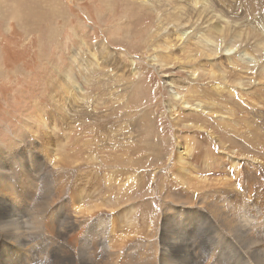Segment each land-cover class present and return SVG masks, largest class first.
Here are the masks:
<instances>
[{"label": "rangeland", "instance_id": "1", "mask_svg": "<svg viewBox=\"0 0 264 264\" xmlns=\"http://www.w3.org/2000/svg\"><path fill=\"white\" fill-rule=\"evenodd\" d=\"M163 1L165 0H0V149L2 154L4 153L1 167L12 169L14 167L18 173H21L19 174L20 183L16 188H19V191L27 190V182L36 185L35 195L31 196V198L34 197L32 204L28 203V205H32L30 213L34 216L33 221L36 226L32 232L38 231L41 228L40 225L45 223L43 219L51 218L60 207L64 206L70 210L72 205H70L71 198L69 197L71 196L67 193L60 201L47 207L44 211L42 210V213L35 212V207L43 196V187L46 182L48 183V180L43 174L38 177L34 174L36 172H33L32 175H35L36 181L34 177L30 176V172L27 174L24 170L28 162L31 163L33 159V151L37 150L35 141L37 139L42 141L41 138L24 133V125L32 115L42 113L39 110H45L43 113L47 116H51L54 112L58 114L59 112L55 109L58 103L61 104V100H59V95L53 96L56 94L53 93V89L57 92L55 87L61 83L62 76L67 69L71 68L70 71L75 73L80 67L81 64L71 61L75 52L78 51V58L83 60L89 58L88 60L95 61L94 58L92 59L95 54L93 48L97 44L101 46L100 44L106 43L105 45L118 58V63H114L113 67L116 65L117 68L118 66L120 77L117 78L119 81L112 80L109 84L110 90L112 89L111 98L109 95L101 96L103 95L101 87L87 90L89 93L87 98L94 99L89 107L91 109L96 102L102 104H106L108 101L112 102V108H104L98 115H101V119L103 116H107L109 124L104 121L102 126L108 124L114 134L120 129V141L115 139V141L109 142L113 150L117 149V154L121 156L126 153L128 155V159L124 160L125 164L122 166L121 163L117 168L120 171L118 176L120 182L129 181V177L132 175L137 182L136 186L129 187V191L122 190L120 198L112 197V202L118 209L112 212H108L106 209L102 210L106 211L103 213L107 220L110 219V216L115 218L117 213H120L121 216L133 206L136 210L135 220L137 224L139 223L138 229L150 228L154 224L159 233L164 203L162 194L171 186L168 183V178L173 177L174 182L179 183L178 188L174 186L176 194H182L184 198L189 197L190 200L196 201L197 196L202 199L209 191V198L210 200L212 198L213 201H216L217 198L231 196L233 202L237 201L238 205L235 207V211L240 212L237 217L248 230L249 239L264 248V145L255 147L248 140L249 137L257 138L259 133L264 142V0ZM172 2L176 4L175 7ZM15 11H17L16 17H13V14L8 16L11 14L10 12L14 13ZM22 12L24 18L29 13L34 18L29 19L26 24L25 22L20 23ZM161 28H165L166 32L163 33ZM173 31H178L179 34L186 32L185 41H178ZM200 38H203L213 48L215 52L213 59L224 63L228 68L226 78L231 83L227 80L221 81L217 75L214 77L208 75L207 69L203 67L198 70L200 78L198 80L191 79L188 66L194 65L196 62L188 65L179 49L181 45L182 47L184 44L190 45L189 48L193 50V53H196V44L203 41ZM168 43L170 45H167ZM101 65L98 74L93 75L96 79L92 77V82H99V79H102L101 75L111 68V65L103 61ZM210 66H214V63H211ZM230 72L234 75L232 76ZM237 72L240 73V76H236ZM241 74H244L245 77L242 78ZM239 79L245 84L239 86ZM169 80L178 82L182 87L172 89L167 84ZM190 85L199 88L201 93L198 94V98L193 99V95L184 90L186 86L190 87ZM219 85L221 90L226 87L230 88L229 86L232 90L234 88L235 96L228 91H221L217 94L215 90ZM173 90L180 95L177 99L173 98ZM215 95L220 97L216 98ZM183 96L189 98L191 105L197 102L196 104L202 103L204 106L214 100L219 105L222 104L220 108L223 107L225 110L223 111L222 108L217 114L206 109L197 112L191 110V108H195L194 106L182 104L180 99ZM99 99L100 101H98ZM226 106H230L228 110ZM172 107L180 113L177 124L174 120L175 116L169 112ZM229 113L233 114L232 118L234 122H237L235 124L232 122L231 127L223 124L225 122L223 117ZM72 114L75 115V111H72ZM208 114L210 115L208 116ZM221 114L222 116H220ZM91 124L87 128L85 127L84 131L78 129V132L87 131L85 136H93V132L90 131L96 129L97 122H91ZM200 126L206 127L207 130H199ZM54 132L56 131L54 130ZM74 133L72 132V135ZM37 134L40 135V133ZM242 134L246 136L244 137ZM17 135L22 136V141H14L13 148L5 149L2 146V144L13 143L14 136ZM58 137L64 139L62 131H58ZM178 140L182 146L185 145L186 140L195 143L196 151L194 150L195 152L193 151L191 154L194 158H189L192 166L202 169V161L198 155L211 152L209 154L212 158L209 163L214 161V154L218 155L221 157L218 158L220 169L210 173H193L195 177L188 173L186 174L187 184L178 182L176 174L172 172L173 161L175 162L173 158L178 150ZM63 142V145H66L65 148L70 149L71 144L66 140ZM220 143L226 146L224 145V147ZM121 144L122 147H120ZM218 144H220V148ZM114 145L119 146H115V149ZM250 145L253 149L250 148ZM256 145L258 146V144ZM74 146L72 145L71 149L75 150L76 146ZM243 147L251 152L241 154ZM46 148L49 149L47 145ZM229 149L233 151L231 153L237 162L234 168L228 161V156L232 155L228 153ZM81 153L88 159L89 152ZM250 156L252 158H249ZM140 159L145 164L136 166L135 163L138 162L136 160ZM89 161H84L85 168L82 167V171L77 172L75 181H72L75 188L70 189L71 194L74 193L72 191L83 189L93 193L92 189L96 191L98 187L95 177L102 178L103 174L113 171L112 168L105 167L104 169H108V172H103L105 170H101L96 164L87 165L92 162ZM38 168L40 171L43 169V165H38L35 170ZM205 173L208 174L204 175ZM197 176L207 178V188L202 185V179ZM227 177L230 185L213 184L218 181V183L221 181L224 183ZM230 178L233 179L232 182ZM209 180L211 184H208ZM48 184L50 185V183ZM212 184L215 188L210 186ZM0 185H4L3 182H0ZM218 186L219 188H216ZM104 187L102 183L99 185L100 192L104 190ZM162 188L163 191H161ZM66 190H69V186L66 187ZM106 190L109 191L108 193L111 191L110 189ZM1 191H4L3 186ZM107 192L104 191L108 194ZM91 196L93 195L90 194ZM195 201L193 205L196 207L197 202ZM63 202L64 205H62ZM238 206L241 209H238ZM189 210H192L193 213L181 214L177 219L185 222L193 218L191 221L198 223L201 228L207 227L209 222L213 221L211 215L206 214V220V217H201L202 212L194 211V209ZM214 212L212 211V213ZM58 216L61 217L60 214ZM145 220H147L146 226L143 224ZM122 223L120 222V225ZM201 223H204L203 226L200 225ZM216 230L218 232L216 240L219 242L213 250L214 252L209 251L212 249L207 244L203 245V242H199L198 237L190 240L195 246V252H198L197 254L203 258L204 262H210V264H256L251 258L232 259L234 253L237 256H245L246 252L240 248L235 239L226 235L219 225ZM62 232H64L63 228ZM107 232L112 233L113 231L108 229ZM127 234L126 228L120 226L115 235L118 238L122 236L120 240L125 239L129 242L138 239L137 236L132 234V236L130 234L127 236ZM51 241L54 242V245L63 242L56 238ZM123 245L124 243H120V246ZM228 246L232 248L231 255L227 251ZM42 255L44 258L46 257L45 252Z\"/></svg>", "mask_w": 264, "mask_h": 264}, {"label": "bare ground", "instance_id": "2", "mask_svg": "<svg viewBox=\"0 0 264 264\" xmlns=\"http://www.w3.org/2000/svg\"><path fill=\"white\" fill-rule=\"evenodd\" d=\"M157 1H162V0H157ZM167 1L168 0H165L163 2H167ZM172 5L174 6L176 4H173L172 2ZM10 13L11 14L7 13L8 16L12 14L14 15L13 17L17 16L16 14L17 11H15L14 13L13 12ZM33 18L34 17H32L31 13L26 14L24 18V14L22 12L20 23L25 22L26 24L29 19H33ZM164 29H162L163 33L166 32V30ZM174 35L176 36L178 41L180 42L185 41L186 32L184 34L182 33L179 34L178 31H176L174 32ZM177 39L175 40L177 41ZM200 39H202L203 41L200 44L199 43L196 44V50H195L196 53H193V50L189 48L190 45L187 46L184 44L183 47L181 45V48L179 49V51L182 52L183 54L184 61L188 65L189 64L192 65V63L194 64V62H196V64L192 66H188L189 76L191 77L192 80H198L201 76L199 75L198 70L199 68L203 67L207 69L206 73L208 75L210 74L213 77L217 75L218 79H220L221 81H226L228 68L224 65V63L218 62L213 59V56L215 55L213 48L209 46L203 38ZM105 44H100L101 46L97 44L95 48H93L95 54H93L92 59L94 58L95 61L88 60L89 58L87 60L78 58V51L75 52V55L71 61L75 62L76 64H81L80 67L76 70L75 73L70 71L71 68L67 69L62 76V81L60 80L61 83H59V85L55 87L57 92H55V89H53L54 90L53 93L54 94L56 93L53 96H57V95L60 96L59 100H61V104L58 103L55 109V111L57 110L59 113L56 114L54 112L51 116H47L43 113L45 110H39L42 113H38L35 116L32 115L30 118H28L27 123L24 125V129H25L24 133H29L33 137L42 139L41 141L38 139L36 140L34 138L36 140L35 144L37 145V150L33 151L32 153L33 159L31 163L28 162V165L24 167V170L26 171L27 174L30 172L31 173L30 176L34 177L36 181L37 178L35 177V175H32V173L36 172L34 174L38 175V177H40L43 174L45 178H47L48 183H50L49 185L46 182V185H44L42 191L43 196L39 204L37 203L36 205L37 207H35L36 208L35 212L37 211L42 213V210L44 211L47 207H50L53 204L60 201V199H62L67 193H69L68 195L71 196L69 197L71 198L69 201L70 205H72V207L69 206L71 207L70 210L66 209V207L64 206L60 207V209L56 211L57 213L53 215L51 218L43 219L45 220V223L40 225L41 228H39L38 231H36L35 233L32 232V230H34L36 226L33 221L34 216L33 214L30 213L32 210V205H28V203L32 204L31 202L34 197L31 198V196L32 194L33 196L35 195L34 193H35L36 185L27 182L26 191L21 192V190L20 191L18 190L19 188L16 189L17 185L20 183L19 174L21 173H18L14 167L13 169L10 167H1L3 162V161L1 162V159L4 153L2 154L0 149V171H1L0 182H3L4 184L2 185L4 191H1L2 186L0 185V264H120V260L122 262L121 264H210V262L206 263L203 261L202 257H201L202 259L199 257V255L197 254L198 252L197 253L195 252L196 251L195 246L190 240L194 239L195 237H198L197 239H199L198 240L199 242H203V245L207 244L212 249L209 251H213L219 242V241L217 242L216 240V235L218 233L216 229L218 228V225L226 235L228 234L231 238L235 239V241L239 244L240 248H242L246 252L245 256H237L234 253L232 255L234 257L233 258L231 257L232 259L251 258L255 261L256 264H264V248H262L263 246L262 247L259 246L257 242H253L249 239L248 230L244 225L241 224V220L237 217L239 216L238 214L240 212L237 213L235 211V207H237L238 205L236 200L233 202L231 196L222 197L220 199L217 198L216 201H213L212 198L210 200L209 198L210 191L209 193L207 191L208 194L205 193L202 199L197 196L196 201L190 200L189 197L184 198L182 194H176L175 187L178 188L179 183H177L176 181L174 182L173 177L168 178V183L171 186L170 187L166 186L169 188L168 190L164 191L162 194L164 203L162 206L163 213H162V220L160 223L159 233L158 230L155 229L154 224H152L150 228L144 227L142 229L140 228V230L138 229L139 223L137 224V221L135 220L136 210L134 209L135 207L133 208V206L130 209H127V212L126 213L124 212L123 214H121V216L120 213L119 214L117 213L115 218L110 216V219L107 220V217L104 215L103 212L106 211L112 212L118 209L116 205L113 204L112 197L120 198V194L123 193L122 190L129 191L130 190L129 187H131L132 185L136 186L137 182H135V180L133 179V175L129 177V181L123 183L120 182V179L118 177L120 171L117 168L120 167L121 163L122 166L123 164H125L124 160L128 159V155L126 153H123L120 156L119 154H117L116 151L117 149L115 148V146L117 145H114V148L116 150H113V147H111L109 143L111 140L115 141V139L120 141V129H118L114 134L112 132V128L108 126L109 122L107 121V116H103V119H101V115H98L100 112H102L104 108H108V109L112 108L113 105L112 102L108 101L106 104L96 102V104L91 109L89 107L90 105H92L93 103L92 100L94 99L92 97H90L92 99L87 98V94H89L87 93V90L90 91L91 89H93V87H101L100 89L103 94L101 96L105 97L109 95V97L111 98L112 89L110 90L109 84H111L112 80H116L117 82L119 81L117 78L120 77L118 66L117 68L115 67L116 65L113 67L114 63L116 62L118 63L117 60L118 58L116 54L111 49H109V47L106 46ZM167 45L170 44L168 43ZM100 60L111 65V68L107 69V71L109 70L108 72H105L101 75L102 79H99L100 80L99 82H92L93 75H95V73L98 74L97 72L101 70L102 61L100 62ZM211 63H214V66L211 67L210 66ZM94 69L95 71L93 72ZM230 74L232 73L230 72ZM235 74H237L236 76L238 75L240 76L239 72ZM233 75L234 74H232V76ZM241 77L243 78L245 77V75L243 74ZM228 82L231 83V81ZM167 84L172 89H176V87L177 88L182 87L181 84H179L174 80L167 81ZM244 84H245L244 81H240L239 79L238 85L241 86ZM194 86L193 85H190V87L186 86L184 89L187 90L189 94L193 95L192 96L193 99L198 98V94L201 93L199 88L197 87L198 88L197 89ZM229 87L230 88L226 87V89L221 90V86L219 85L217 86V89L215 91L217 92V94L221 91L223 92L228 91V93H231V95L235 96L234 88L232 90L231 86ZM178 96H180L179 93L173 90V98L177 99ZM218 97L220 96L217 95L216 98ZM98 101H100V99ZM180 101L182 102L183 105H185L186 103L185 106L191 105V103L189 102V98H187V96L181 97ZM194 103H192L191 107L194 106L195 108L193 109L191 108V110H195L197 112H202L203 109H206L211 113L216 112L217 114L220 112V109L223 108V107L220 108L222 104L219 105V103L214 100L209 101L208 105H204V106L202 103L199 104H196L197 102ZM224 110L225 109L223 108V111ZM72 111L73 112L75 111V115L72 114ZM169 112L172 114V116H175L174 120L175 123L177 124V121L179 120L178 118L180 117L179 111L177 109L174 110V107H172L170 108ZM209 115L210 114H208V116ZM220 116H222V114ZM226 116H229V118H226ZM232 116H233L232 113H229V115L226 114L225 117H223L225 119L224 120L225 122L223 124H226L227 126L231 127L230 125L232 124V122H234ZM104 121H107L108 123L106 126H102L104 125L103 124ZM91 122H97V124H95L96 129L90 131L93 132V136H85V133L87 131L83 132L84 131L83 129H85V127L87 128V126L89 125H92ZM238 123L240 122L238 121ZM78 129H82L83 131H79L80 132L79 133ZM198 129L205 130L206 127L200 126L198 127ZM54 130L56 132H54ZM58 131L59 132L62 131L64 135V139L63 138L60 139L59 137L57 138ZM72 132L75 133L72 135ZM237 132L239 133V131ZM37 133H40V135ZM77 133H79L80 135ZM243 136L245 137L246 135ZM64 140H66L67 143L71 144L70 149L65 148L66 145L65 146L63 145ZM248 140L251 141L250 143L255 147H262V144L264 145L262 135L260 136L259 133L257 134V138L249 137ZM14 141H22V136L21 135L14 136L13 143L11 142L12 145L2 144V146L5 149L13 148L15 146ZM37 141L40 142L38 143ZM45 144L49 147V149L46 148ZM123 144L126 145V143ZM220 144L222 146L225 145V144L223 145V143ZM220 144H218L219 148H220ZM256 144H258V146ZM72 145L76 146L75 150L71 149ZM120 147H122V144L120 145ZM34 148L36 149V147ZM243 148L241 149L242 151L241 154H247V153L249 154L251 152V151L249 152L246 148L244 149ZM250 148H252L251 145ZM194 150H195V143H191V141L186 140L185 145L182 146L181 142L178 140V150L173 158L175 162L173 161L172 172L176 174L177 181L180 182L181 184H187L186 174L188 173L191 176L193 173L194 174L200 172L202 174L203 172L210 173L213 172L214 170L220 169L221 165L219 163L218 158L221 157H218V155L214 154L213 155V158H215L213 159L214 161L209 163L210 158H212L211 154H209L211 152L198 155V158L202 161L201 164V166L203 167L202 169L192 166L189 158L192 159L194 158L191 155ZM72 152L74 153L71 155ZM81 152H85V153L89 152L90 154L88 155V157L85 155L88 159H86ZM231 152L233 151L229 149L228 153ZM226 156L228 155L226 154ZM249 158L252 157L250 156ZM87 160L92 161V162L89 161L90 163L86 162L88 163L87 165L91 166L92 164H96L98 167L101 168V170L102 169L105 170L103 172H108V169L110 168H112L113 171L111 173L103 174L102 178H96L97 176L95 177L96 179L95 182L98 187L96 188V191L95 189L94 190L92 189L93 193L91 191L87 192L85 189H83L80 191L78 190L72 191L74 193L71 194L70 189H72V187L75 188L74 184H72V181H75V178L77 177V172L82 171L81 170L82 167L85 168L86 165L84 164V161ZM136 161H138L135 163L136 166L145 164L142 163L141 159ZM228 161L232 164V168H234L237 162L234 160L233 154L228 156ZM38 165H43V169L39 171L40 168L39 167L37 170H35V167L37 168ZM105 167H109V168L104 169ZM192 170L194 172H191ZM208 173H205L204 175ZM197 178L202 179L201 181L202 185L207 188L208 186L206 182L207 178L206 177L200 178L199 176H197ZM12 180H14L15 182ZM47 180L45 179V181ZM215 181L216 179L214 180V182ZM209 182L210 180L208 181V184H211V182L210 183ZM218 182L213 184L216 185L222 184L223 186L225 184L230 185L228 177L226 178L224 183L223 181H221L220 183ZM101 183L104 184L105 186L102 192H100L99 190V185ZM213 184L210 186H213ZM67 186H69V190H66ZM213 187L215 188V186ZM216 188H219V186ZM106 189L108 190L110 189L111 190L110 193H108L109 191L107 192ZM104 191H106L108 194L104 193ZM161 191H163V188L161 189ZM90 194L93 196L90 197ZM102 194L104 197L102 196ZM215 197H217V195ZM194 201L197 202L196 207L193 205ZM168 202L170 203L168 204ZM62 205H64V202L62 203ZM104 209H106V211H102ZM189 209H194V211L196 210L202 212L203 215L201 217H206V214L211 215L213 217V221L209 222V225L205 228L199 227L198 223L197 224L193 223L191 221V219L193 218L185 222L179 221L177 218L181 214L193 213V211ZM238 209L241 208L238 206ZM212 211L215 212L212 213ZM58 214H60L61 217H59ZM120 222L123 223L120 225ZM143 224L146 226L147 220H145ZM203 224L204 223H201L200 225L203 226ZM120 226L122 228L125 227L126 232H128V234L137 236L139 241H137L138 239L137 240L134 239L131 242L127 240L125 241V239L120 240V237L122 236L118 238L117 235H115L117 233V230L120 229ZM62 228L64 232H62ZM108 229H111V231L113 232L108 233L107 232ZM128 234L127 236H130ZM53 238H56L63 242L55 243L54 245V242L52 243L51 241ZM120 243H124V245L120 246ZM227 251L230 253L232 251V248L228 246ZM44 252L46 254L45 258L42 255Z\"/></svg>", "mask_w": 264, "mask_h": 264}]
</instances>
